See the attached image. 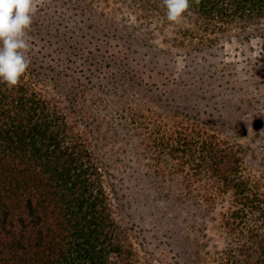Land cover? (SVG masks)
Returning <instances> with one entry per match:
<instances>
[{
    "label": "trees",
    "instance_id": "trees-1",
    "mask_svg": "<svg viewBox=\"0 0 264 264\" xmlns=\"http://www.w3.org/2000/svg\"><path fill=\"white\" fill-rule=\"evenodd\" d=\"M30 36L22 84L0 83V264H154L126 222L124 167L148 196L220 210L213 252L204 228H184L198 264H264V54L204 80L243 93L223 112L199 108L203 79H169L157 61L199 66L233 38H264V0L193 2L179 25L162 0H45Z\"/></svg>",
    "mask_w": 264,
    "mask_h": 264
},
{
    "label": "rangeland",
    "instance_id": "rangeland-1",
    "mask_svg": "<svg viewBox=\"0 0 264 264\" xmlns=\"http://www.w3.org/2000/svg\"><path fill=\"white\" fill-rule=\"evenodd\" d=\"M44 1L41 0L40 3ZM154 43L160 44L157 41ZM146 52L151 53V51L142 50V53ZM260 54H264V38L251 41L233 38L231 41L223 43V47L220 46L217 50L201 55L202 61L199 66L193 64L189 58L178 56L172 57L170 60L159 57L157 61L161 64L166 63L168 72H164L166 67L162 65L158 68L169 79L183 77L185 82L198 80L197 78L203 79L198 82L201 92L197 91V96L204 98L199 102V108L209 112L216 108L219 112H223L229 104L243 96V93L239 91L232 93L228 89L219 87L215 91L213 88L212 91L210 86L220 81L215 82L209 76L216 72L217 67H220L219 62L239 63L236 67L241 70L248 59L254 60V57H259ZM224 73L231 76L230 69ZM240 76L245 77L243 74ZM163 80L161 77L154 76V81L157 83H161ZM204 80L209 82L210 86L202 85L205 83ZM224 81L222 86H225ZM212 94L219 96V98L215 97L218 101H214ZM194 103L196 102L192 101L191 104L194 105ZM117 175L120 179L119 185L124 188V202L131 204L129 210L126 211L129 215L126 222L136 225L138 239L140 242L142 238L144 239L142 243L154 264H198L193 255V252L195 253L193 250L194 234L184 230L191 222H195L199 229L204 228L205 232L203 231V233L207 234L205 237L207 245L203 248V252L210 253L214 249L222 247L219 209L210 215L211 218L202 217L183 205H172L171 202L158 199V194L152 190H150L152 194L148 196V192L145 191L149 188L148 183H145V180H139L128 167L121 169ZM188 235L190 241L187 240ZM205 264H214V262L211 260Z\"/></svg>",
    "mask_w": 264,
    "mask_h": 264
},
{
    "label": "clouds",
    "instance_id": "clouds-1",
    "mask_svg": "<svg viewBox=\"0 0 264 264\" xmlns=\"http://www.w3.org/2000/svg\"><path fill=\"white\" fill-rule=\"evenodd\" d=\"M41 0H0V83L19 87L31 66V36L34 17ZM193 2L162 0L169 22L179 25L191 14Z\"/></svg>",
    "mask_w": 264,
    "mask_h": 264
}]
</instances>
